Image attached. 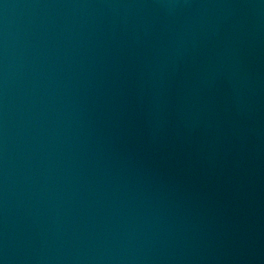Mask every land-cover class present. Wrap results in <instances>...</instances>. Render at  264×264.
I'll return each mask as SVG.
<instances>
[{"label":"water","instance_id":"water-1","mask_svg":"<svg viewBox=\"0 0 264 264\" xmlns=\"http://www.w3.org/2000/svg\"><path fill=\"white\" fill-rule=\"evenodd\" d=\"M0 264H264V0H0Z\"/></svg>","mask_w":264,"mask_h":264}]
</instances>
